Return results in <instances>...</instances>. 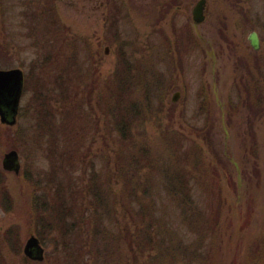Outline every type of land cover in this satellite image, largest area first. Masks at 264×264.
Listing matches in <instances>:
<instances>
[{
  "label": "rangeland",
  "instance_id": "1",
  "mask_svg": "<svg viewBox=\"0 0 264 264\" xmlns=\"http://www.w3.org/2000/svg\"><path fill=\"white\" fill-rule=\"evenodd\" d=\"M209 1L198 46L172 59L147 46L154 39L134 0L118 39L108 0H0V69L24 73L17 123L0 122V264H264V0ZM62 86L67 101L52 102ZM41 102L58 115L56 156L37 127ZM12 150L18 174L3 168ZM127 153L159 197L124 211L114 204L124 183L106 182L126 169ZM177 179L195 190L204 224L160 192ZM107 188L104 208L90 191ZM33 235L42 262L24 255Z\"/></svg>",
  "mask_w": 264,
  "mask_h": 264
},
{
  "label": "trees",
  "instance_id": "2",
  "mask_svg": "<svg viewBox=\"0 0 264 264\" xmlns=\"http://www.w3.org/2000/svg\"><path fill=\"white\" fill-rule=\"evenodd\" d=\"M43 31H44V36L47 37L46 33H45L46 31L45 30H43ZM48 31H50L48 34H51V30H48ZM92 52L95 53L94 51H92ZM121 62H125V61H121ZM64 70H66V68L60 67L59 71L61 72V76L63 75L62 72ZM67 70H69V69H67ZM131 71L132 70H128V72H131ZM126 73H127V71H126ZM127 74H129V73H127ZM62 87L57 88L61 91H57L55 93L56 95L55 94L53 95V93H52V95H53L51 97L52 102L53 101H61V102L67 101V98H68L67 97V91H65L64 87L63 88ZM47 104H48L47 102H41L40 106H43V108H41V111H38V110L36 111L38 118H37V116H35V117L37 118V123H38L37 127L38 126H39V128L42 127V129L44 131H46L41 136L44 137L46 135L48 138L47 140H51L53 142V144L50 145L51 149H49V150L51 152L53 149L55 153H52V154L56 156L57 146L54 145V139L58 136L57 132L59 131V128H60L57 126V123H58V121H57L58 117L57 116L58 115L56 116V113L53 110L48 109ZM44 105H45V107H44ZM41 114H45L47 117L50 118L51 128L46 129V127L48 128L49 124L47 126H45V124H43L44 119L42 118ZM59 114L62 118V123L68 124L69 118L68 117L65 118V116H63L61 113H59ZM64 127H66V126H64ZM118 128L121 129V131H123L125 126H121V127L118 126ZM49 133H51V134H49ZM33 140H38V139L34 138ZM66 148H67V146H65V150H66ZM62 154H65V153H62ZM127 154H129V155L125 156V158L128 159L130 156V159L125 161V162H122L124 165H126V169H124V170L119 169L118 170L119 174H117V170L113 171L115 176H112L110 178V180L108 182H106L107 186L112 185L113 182H111V181L114 178H117L124 183L123 184L124 186H121V188H120L121 191L116 196V199L114 201V204L119 205V207H121V209L123 208L124 211L126 210L125 205H126L127 201L129 203L135 201L136 203L138 202V203L144 204V201L146 198L147 199L148 198L153 199V198H155V196L159 197V195H158L159 191L157 189L155 190V188H153V186H151V185H146V181H147L146 179H145L146 181L145 180L142 181V177L140 174L143 172V170H142V167L140 166V163H139V160L137 157V153H135V158H133L130 153H127ZM130 161H132L135 164L131 163ZM144 168L147 170V165ZM146 172L147 171L144 170L143 173L145 174ZM135 180H137L138 183H136ZM132 182H133V184H132ZM177 183L178 184H170L169 187L167 185L168 188L161 190L160 192L165 193L167 198H170V199L177 202L179 208L181 207L180 208L181 212L184 213V215H185L184 218L186 219V221H189L190 223H193L195 225H196V223H197V225H199V223L204 224L206 221L204 211L199 209L198 206L193 205L194 202L192 201L193 200L192 194L194 193L195 190L189 189V188L186 189L187 187H185V184H183V182H181L180 179H177ZM125 185H132V186H125ZM203 190H204V196L212 197V195H213L212 190H209L207 188H205ZM110 192H111V188L110 189L107 188V190H101V191H99V193L95 190H91L90 195L94 197L93 199L99 200V202L103 201L104 208H106L107 206H109L108 197L111 196ZM137 200H140V202ZM93 202H94V200H93ZM142 204H140V205H142ZM80 210L82 213L83 207L80 208ZM84 210H85V208H84ZM141 210H142L141 214H140L141 216L145 217V215H149L148 210L142 209V208H141ZM59 212L60 211H57V213H59ZM85 212H86V210H85ZM64 214H66V211H64ZM83 215H84V213H83ZM115 215H116V213H115ZM146 227L147 226H145V228ZM16 246H17L16 243L11 244V248L16 249ZM17 247H18L17 251L20 253L21 246L18 245ZM179 257L181 258L182 256H179Z\"/></svg>",
  "mask_w": 264,
  "mask_h": 264
},
{
  "label": "flooded vegetation",
  "instance_id": "3",
  "mask_svg": "<svg viewBox=\"0 0 264 264\" xmlns=\"http://www.w3.org/2000/svg\"><path fill=\"white\" fill-rule=\"evenodd\" d=\"M108 1L109 5H114L109 7L111 8L109 9V12H113L107 16V19L110 20L109 22L113 23L112 25L116 27V32L112 31V35L113 38L118 39L120 37L119 26L123 20L122 13L124 14L127 11L128 4L133 0H129V3H127L125 0L124 2L122 0ZM135 1L137 3L139 2V5H144L147 23L149 26V33L148 31L147 33L150 39H154L155 41L164 39L162 43L164 46H166L164 51L156 50L157 48L155 47L157 45H155L154 40L150 42V44L148 42L147 46L150 48L151 52L155 51L157 56L159 55L160 57L169 56L170 58L174 59L177 57V55L181 56L183 52L187 50V48H185L186 45H196V47L198 46L197 30H195V26H200V24L206 21V18L209 15V0H134V2ZM201 1L203 2V21L200 23L196 21L194 12ZM99 4L104 7L105 0H100ZM114 12L118 13L114 15ZM125 16L127 17V15H124V17ZM181 17L186 19V23L178 28V21ZM171 33L173 37H171ZM108 38L110 37H106L105 39ZM193 49L194 48H189L190 51H194ZM108 50L109 49L105 50V54L109 53Z\"/></svg>",
  "mask_w": 264,
  "mask_h": 264
},
{
  "label": "water",
  "instance_id": "4",
  "mask_svg": "<svg viewBox=\"0 0 264 264\" xmlns=\"http://www.w3.org/2000/svg\"><path fill=\"white\" fill-rule=\"evenodd\" d=\"M203 2L201 1L195 9V17L197 22L203 21ZM249 41L253 49L259 50L260 42L258 34L252 32ZM24 88V73L20 68L0 69V122L2 124L13 126L17 123L19 104ZM179 93L173 97L176 101ZM3 168L6 171H14L16 174L20 172L21 165L19 154L16 150H12L5 154L3 159ZM24 255L31 260L42 262L45 258V249L40 239L33 235L25 246Z\"/></svg>",
  "mask_w": 264,
  "mask_h": 264
}]
</instances>
